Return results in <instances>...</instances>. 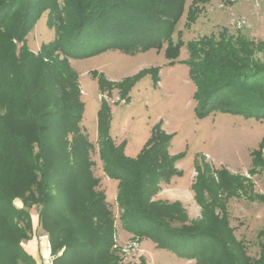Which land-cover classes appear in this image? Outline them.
Returning a JSON list of instances; mask_svg holds the SVG:
<instances>
[{
	"label": "trees",
	"instance_id": "1",
	"mask_svg": "<svg viewBox=\"0 0 264 264\" xmlns=\"http://www.w3.org/2000/svg\"><path fill=\"white\" fill-rule=\"evenodd\" d=\"M186 1L65 0L62 8L59 0H0V264H37L23 247L36 234L33 207L49 238L52 264H119L113 249L116 217L97 190L94 146L81 127L82 91L69 61L110 49L135 52L164 45L168 57L176 59L185 46L177 26ZM205 1L190 5L189 27ZM46 12L55 39L35 53L27 37ZM186 46L200 117L217 111L264 120V62L256 58L258 46L228 29ZM98 136L104 172L119 183L124 230L196 264H248L226 202L234 195L264 201L250 179L224 177L217 183L228 194L224 200L221 188L200 174L193 188L202 218L190 221L181 202L153 201L162 182L181 175L168 155L169 137L156 130L139 160H129L110 136L105 104ZM254 161L264 169V141Z\"/></svg>",
	"mask_w": 264,
	"mask_h": 264
},
{
	"label": "rangeland",
	"instance_id": "2",
	"mask_svg": "<svg viewBox=\"0 0 264 264\" xmlns=\"http://www.w3.org/2000/svg\"><path fill=\"white\" fill-rule=\"evenodd\" d=\"M193 1H186L184 15L177 26V31H182L185 46L176 59L168 57L164 45L135 52L110 49L69 61L82 91L81 127L94 146L91 158L99 181L97 190L104 193L116 217L113 249L120 259L119 264H142L143 260L145 264H196V261L160 249L151 239H138L122 228L117 204L119 183L104 172L99 151L98 116L104 104L109 110L110 136L129 160H139L156 130L170 138L168 155L181 175L173 177L169 183L162 182L153 201L181 202L190 221L200 220L202 209L195 200L193 188L200 174L214 187L221 188L218 194L224 200L228 194L222 186H217L224 177L245 179L244 182L253 183L256 195L264 194V169L256 167L254 161L264 141V120L217 111L200 117L186 46L204 37L218 38L228 29L231 35L246 38L258 46L256 58L263 63L264 0H207L199 3L201 13L189 27L187 13ZM59 3L63 8L65 0ZM47 20L46 12L27 37V46L35 53L55 39L54 28L47 25ZM102 83H105L104 91ZM254 170L256 173L250 174ZM205 194L207 196V191ZM14 204L21 206L18 200ZM226 208L230 227L235 229L233 235L245 247L247 263L264 264V201L234 195L226 202ZM37 210L33 207L32 215H37ZM35 231L40 247L48 253V257L41 256L43 264H52L54 256L49 238L40 227ZM44 238L47 242H42Z\"/></svg>",
	"mask_w": 264,
	"mask_h": 264
},
{
	"label": "crops",
	"instance_id": "3",
	"mask_svg": "<svg viewBox=\"0 0 264 264\" xmlns=\"http://www.w3.org/2000/svg\"><path fill=\"white\" fill-rule=\"evenodd\" d=\"M17 200H18V202L20 201V204H21V206L17 207V208H22L23 203L21 202V200H19V199H17ZM32 220H33V226H34V230H35L39 227L38 214L32 215ZM35 235H34V238H32V240H30L24 244V248L31 256H33V258L36 260L37 264H39L38 259H40V264H43V260L41 259V256L44 255V256L48 257V253H47V251L45 252L44 249H42V246L40 247L39 237L37 235L36 236ZM44 236H46V234ZM46 237L48 238V236H46ZM42 242H47V239L44 238ZM33 243H35V245H33Z\"/></svg>",
	"mask_w": 264,
	"mask_h": 264
}]
</instances>
